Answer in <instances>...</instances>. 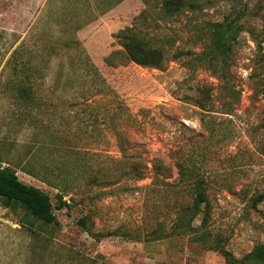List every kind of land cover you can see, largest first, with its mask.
Wrapping results in <instances>:
<instances>
[{
  "label": "rangeland",
  "instance_id": "rangeland-1",
  "mask_svg": "<svg viewBox=\"0 0 264 264\" xmlns=\"http://www.w3.org/2000/svg\"><path fill=\"white\" fill-rule=\"evenodd\" d=\"M185 3L167 15L162 0H0V167L46 193L56 218L0 204V264H224L222 251L240 259L264 245V200L252 205L264 194V0ZM226 18L242 26L232 91L200 61L205 24ZM131 26L165 48L159 68L123 60L116 36ZM22 61L40 70L33 93L47 101L28 118L10 83ZM130 154L162 159L168 182L177 162L196 160L205 224L199 215L185 229L191 184L147 188L149 163L145 179L123 176Z\"/></svg>",
  "mask_w": 264,
  "mask_h": 264
},
{
  "label": "trees",
  "instance_id": "trees-1",
  "mask_svg": "<svg viewBox=\"0 0 264 264\" xmlns=\"http://www.w3.org/2000/svg\"><path fill=\"white\" fill-rule=\"evenodd\" d=\"M186 5L185 0H162V11L167 15H174L178 13ZM242 26L237 24L234 20L224 19L222 22L206 23L203 28V34L205 36V46L203 52L201 53L200 61L210 65L217 75V77L226 83L227 89L232 91V87L228 82L227 74V60L228 55L231 52L232 44L235 42L236 36L238 35ZM118 39L123 52L121 57L123 60L132 62L140 67L144 68H159L166 59V50L163 47L153 48L148 44L147 39H145L144 34L135 28V26L126 27L120 30L116 36ZM114 52L109 58H106V62L112 63L115 54ZM123 54V55H122ZM118 55V54H117ZM175 57L176 54H175ZM14 67L12 70H15ZM21 73L19 80L12 82L11 85L15 89V100L20 103L21 112L23 118L29 117V112L34 109L40 110V108L46 105L42 101V97L35 95L33 93V87L31 84V74L35 71H40L36 66L28 63L27 61H22L19 69L17 70ZM38 73V72H37ZM42 75V72H39ZM262 97L264 99V88L262 91ZM201 107H204L202 104ZM23 120V119H22ZM25 121V119H24ZM260 129L264 134V111L261 119ZM116 135H124V131L115 132ZM121 147V146H119ZM123 152H128L129 155L131 148L129 145L121 148ZM83 152V151H82ZM88 152L82 153V167L90 168V165L85 161L84 155ZM126 154V155H127ZM131 162L127 166V170L123 172V176L127 179L140 181L146 178V174L141 171L147 170V164L149 163L151 168V182L147 188H175L176 184H191L194 188V198L191 204L185 208L181 209L182 215H185L186 230L192 229L190 227V222H192L197 216L201 215V224H205L207 218L210 215V209L207 203L206 193L204 191L205 183L200 179L199 168L196 166V160L188 158L185 162H177L175 164L176 168V182H168L166 179H170L171 175L168 173V168L163 166L162 159L152 158L146 161L142 157H131ZM32 160L28 163V166ZM22 171L30 173L23 168ZM46 170V169H45ZM43 182L50 184V182L42 178ZM98 177L93 176L91 178L90 184H96L98 182ZM264 200V194H260L253 199V204ZM0 204L4 208L24 209L34 220L44 224V225H55L56 218L53 214V204L50 197L37 187L28 185L20 181L14 170L8 167H0ZM62 205H65L64 203ZM204 205V206H203ZM59 209V208H57ZM82 227L86 232H89L87 224L82 221ZM185 230V231H186ZM183 231V234H186ZM127 236L128 234H123ZM96 240H99L101 234H94ZM205 234H201L198 239L201 240L205 238ZM222 257L224 259V264H264V245L254 246L253 249L244 255L240 259L234 258L229 252L222 251Z\"/></svg>",
  "mask_w": 264,
  "mask_h": 264
}]
</instances>
